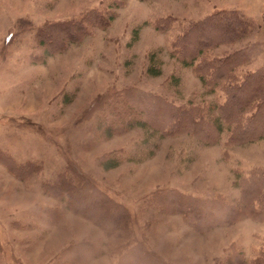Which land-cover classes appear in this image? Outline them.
Here are the masks:
<instances>
[{"label":"rangeland","instance_id":"1","mask_svg":"<svg viewBox=\"0 0 264 264\" xmlns=\"http://www.w3.org/2000/svg\"><path fill=\"white\" fill-rule=\"evenodd\" d=\"M92 9L113 13V19L104 28L88 26L85 36L42 61L37 29L79 20ZM231 9L248 23L246 34L207 54L219 58L256 43V59L236 69L242 77L264 64V0H0V264H114L131 235L119 230L106 236L70 211L65 199L44 193L43 185L66 165L122 204L135 239L169 264H224L232 244L250 263L264 247V222L246 217L197 233L154 198L169 190L236 203L237 177L264 167V136L230 145L223 123L225 130L206 144L127 125L140 117L126 101L133 91L215 117L223 90L201 84L172 43L201 18ZM165 17L172 22L158 29ZM205 32L212 35L214 28ZM150 64L160 69L158 76L146 73ZM2 153L17 164L31 161L36 170L17 177ZM109 158L119 165L104 170L99 164ZM83 242L94 244L96 256L77 262L61 254Z\"/></svg>","mask_w":264,"mask_h":264},{"label":"trees","instance_id":"2","mask_svg":"<svg viewBox=\"0 0 264 264\" xmlns=\"http://www.w3.org/2000/svg\"><path fill=\"white\" fill-rule=\"evenodd\" d=\"M113 13L105 14L96 9L88 10L79 20L47 22L35 32L36 41L44 45L42 61L51 52H60L70 42L77 41L88 33V26L104 28L113 19ZM156 27L164 29L172 22L170 18L157 20ZM247 22L235 10H219L201 18L193 26L181 32L173 41V50L180 56L184 66H193V71L205 87L213 90L221 88L223 101L215 108V117H210L205 109L174 106L157 96L148 97L133 91L126 98L135 105L139 118L128 121V127H139L164 138L170 135H190L206 143L213 144L220 133L228 130V143L243 144L258 141L264 136V64L253 72L236 77V69L242 62L256 59L258 47L249 44L244 49L227 56L211 58L207 51L218 44L233 42L246 34ZM209 28L214 32L206 35ZM194 36L200 40L192 41ZM44 41V43H43ZM35 57L31 54V58ZM37 60L40 57H36ZM35 59V60H36ZM153 62V60H152ZM158 76L160 69L153 64L147 72ZM131 92V91H130ZM164 101H163V100ZM173 104V105H171ZM164 105V107H163ZM167 106H170L168 108ZM156 111H158L156 113ZM106 136L111 132L104 130ZM10 171L17 177L28 176L36 170L33 162L17 164L5 153L2 155ZM114 158L104 159L99 165L104 170L118 167ZM54 182L43 185L46 194L65 199L70 211L99 227L106 236L119 230L131 235L117 254L114 264H169L135 239L129 225L130 216L126 208L113 200L85 178L78 167L66 165ZM38 170V169H37ZM239 189V200L233 203L225 198H201L178 191H159L154 202L167 211L179 214L186 226L197 233H205L213 228L250 218L264 222V167H254L245 176H238L235 184ZM224 264H244V254L236 245L229 246ZM249 260V264H264V247ZM61 254L67 261H84L96 256L94 244L76 243L65 248Z\"/></svg>","mask_w":264,"mask_h":264}]
</instances>
